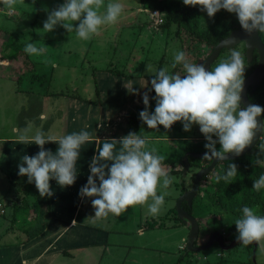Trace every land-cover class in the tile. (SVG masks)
Instances as JSON below:
<instances>
[{
    "label": "rangeland",
    "instance_id": "374dc122",
    "mask_svg": "<svg viewBox=\"0 0 264 264\" xmlns=\"http://www.w3.org/2000/svg\"><path fill=\"white\" fill-rule=\"evenodd\" d=\"M81 1L0 0V46L9 35L23 46L19 58L10 60L15 68L11 64L0 65L1 71H9L0 75V138L19 135L33 137L39 142L47 137H61L60 127L69 129L72 112L65 113L63 108V114H57H62V118H55L50 125L48 107L61 103L62 97L87 99L93 105L102 103L99 111H109L107 119L117 123V127L133 113H139L147 121H167L176 114L178 102L171 97L176 91L171 90V82L176 84L183 78L190 79L195 70L191 63L178 65L179 69L173 70L182 55L181 44L173 33L174 26L165 30L150 27L151 14L148 9L141 8L140 0H89L79 11L70 12V8ZM131 14L137 15L138 21L132 20ZM10 50L0 51V59L8 57ZM244 54L241 44L220 55L213 64L214 71L219 74L210 80L201 97L191 101L187 118L169 130H139L137 147L128 158L122 154L114 159L112 152L106 158V151L101 166L93 168L101 158L96 157L95 150L93 162L67 167L63 182H48L53 194L78 192L77 202L83 204L85 201L84 208L90 203L99 217L102 214L97 207L102 203L101 197L112 207L114 205L111 212L123 223L115 225L114 220L108 233L110 243L116 244L109 243L106 251L104 246L97 251L96 258L101 264L248 262L250 251L245 242L229 250L214 244L198 252L187 251L189 226L177 222L172 209L176 210L182 186L190 188V173L185 177L165 175L168 168L162 166L153 174L151 167V162L159 158H177L184 150L225 153L246 139L244 131H252L253 125L245 124L237 110V95L247 69ZM160 64L162 76L157 93L151 98L153 75ZM96 90L100 91L103 102L98 101ZM42 106L48 112V119L40 122L37 114ZM26 111L31 115L29 124L22 123L26 121ZM82 118L81 115L77 123L82 122ZM11 145L0 142V203L5 211L4 214L0 212V264H12L7 259L15 260L20 245L38 236L40 222L55 214L57 207L56 199L54 206H39L36 192L40 186L35 183L39 176L47 177L45 175L55 169V165L47 162L44 172L41 168H29L18 158L25 143L18 144L15 149ZM246 155L253 161H264V127L260 142ZM51 156L53 159L55 153ZM178 165L181 166L180 162ZM102 173L103 178L100 177ZM74 175L75 181L71 179ZM125 175L133 176V181L123 182V186H135L136 196L115 194V179ZM143 180L146 183L141 195L138 186ZM48 183L45 182L47 187ZM73 193L65 198L68 202L73 201L69 197L74 196ZM201 195L206 204L195 209L197 216L205 218L200 236L223 232L232 241L239 233L236 229L241 227L242 233L258 242L254 262L264 264V224L253 225L249 218L227 212L223 220H216L209 212L216 210L217 213V209L211 205L205 191ZM12 202H17L15 213ZM255 211L257 207H252L251 212ZM34 217L39 220L35 221ZM242 221L245 226H239ZM154 222L159 227L149 228ZM91 223L96 225V221ZM140 230L143 234L138 233ZM82 263L84 260L73 262Z\"/></svg>",
    "mask_w": 264,
    "mask_h": 264
},
{
    "label": "trees",
    "instance_id": "16d2710c",
    "mask_svg": "<svg viewBox=\"0 0 264 264\" xmlns=\"http://www.w3.org/2000/svg\"><path fill=\"white\" fill-rule=\"evenodd\" d=\"M263 1L264 0H140L141 8L148 10H158L163 14L164 21L162 25L159 26L161 29L165 30L171 26H174L173 33L175 38L178 39L181 44L182 55L180 59L176 61V65H174L173 70H178V65L183 66L191 63L194 67L195 73L190 79H178L180 82L176 84L171 82V90H176L174 94L171 93V97L177 100L178 109L176 114L171 116L167 121L156 119L152 121L143 120L139 113H133L127 116L130 133L133 137L137 136L139 130L141 129L169 130L171 128L165 127V125L175 120L183 111L185 98L202 77L203 64L206 57L211 53L219 41L227 37L231 31L248 27L255 12L262 5ZM88 2L89 0H82L76 6L71 7L70 12L79 11ZM259 36L264 43V22L259 28ZM22 47L23 46L21 43H19L17 40H14L12 35H9L7 41L3 42V44L0 46V51L5 53L6 50L11 49V53L7 54L8 57H6V59L9 58L12 61V59L17 60L19 55L23 53ZM226 51L228 50L223 49L220 55L224 54ZM215 61L211 65L209 80L205 88L193 99L201 97L210 80L215 75L219 74L213 69V64ZM257 61V52H254V57L251 63L247 62L246 56L244 54L243 62L246 64L247 69L243 79L255 68ZM15 62L17 63V61ZM162 62L163 59L161 60V64ZM10 64L13 66L15 63L10 62ZM161 64L158 66V70L153 75L154 84L150 96L151 98L156 95L159 87L162 76ZM1 66L3 65L1 64ZM7 71L3 72L0 70V75H4V73L6 74L9 72ZM247 94L248 98L257 108L259 114L264 120V79L256 89L249 87ZM237 110L239 111L245 124L253 125L252 116L242 106L239 99ZM187 115L188 112L181 121L185 120ZM247 131L250 130L245 129L244 133ZM242 143H244V140L241 141L237 147ZM185 151H183L177 158H159L158 160L151 162L152 173L154 174L159 169V167L164 166L168 168V170L165 171V175L182 176V167H179L178 162L181 164V159L185 154ZM189 163L190 169L188 170L187 175L190 173V179L193 182L196 172L200 168L206 167L209 164V160L189 156ZM263 181L264 161H253L247 155L235 158L233 160L219 162L214 167V169L209 172V174L205 175L201 179L200 190L196 194L192 205L189 206L186 202H182L181 204V206L187 212L193 215L198 221L199 236L195 241V245L205 244L211 235L209 234L204 238L200 236V230L202 227L201 224L205 221V218L202 216H197L195 213L197 209L204 207L206 204L204 203V200H202V191H205L207 199L209 198L211 205L218 211L216 213V210H210V217L213 216V218L216 220H223L224 213L227 212L239 218L247 217L253 225L257 223L264 224ZM35 183L40 186L36 192L39 206H49L50 201L45 182L39 176V179ZM145 183V180L140 181L138 186L139 189L142 190ZM187 189L188 187L185 185L182 186L180 194ZM12 205L15 213L18 207L17 202H12ZM252 207H257V211L251 212ZM172 210L175 212L174 218L177 219V222L182 223V221L177 216L175 208ZM4 213L5 211L3 214ZM14 219L15 217L13 220ZM156 226V222L148 225V227L151 229L155 228ZM239 226H245V223L242 221L240 222ZM240 228L241 227L236 229L239 231L236 237L244 236L246 238H250V235L242 233V229ZM220 233L223 234L225 243L228 244L231 241L228 234L223 232ZM246 245L249 247L250 251V258L246 264H256V262H254L252 259V249H254L253 244L246 243Z\"/></svg>",
    "mask_w": 264,
    "mask_h": 264
},
{
    "label": "crops",
    "instance_id": "0c3cea01",
    "mask_svg": "<svg viewBox=\"0 0 264 264\" xmlns=\"http://www.w3.org/2000/svg\"><path fill=\"white\" fill-rule=\"evenodd\" d=\"M130 16L132 20L138 21L137 15L132 16L131 14ZM149 24L150 27L154 29L159 28L152 25V23ZM10 62L9 58L0 59V63L5 67L10 65ZM13 66L15 68V65ZM16 68V73H18L19 68ZM96 92L98 93H96V95L100 94V91L96 90ZM98 101L103 102L101 97ZM89 102L90 100L83 98L67 99L62 97L61 103H53L48 107L50 108V125L55 118H62L63 108L66 109L65 113L72 112L69 115V118L72 119L70 120L72 124H68L69 129H67V126L63 128L61 125L60 127V130H62L61 137H47L38 142L33 137L13 135L7 138H0V142L3 141L13 144L11 145L13 149H15V147L18 148V144L25 143V148L22 149L21 146V150H19L20 157L18 158L26 165H29V168H41L44 172L47 162H52L56 168L50 170V173L45 175L47 177L44 178L43 175V179L47 183L51 181H57V183L58 181L63 182L66 176L65 172L67 171L64 169L67 167H80L82 165L79 164L86 165L89 162H93L95 150V152H97L96 157L100 156L101 158L96 161L93 168L101 166L106 151H108L106 158L110 152H112V158L114 159L122 154L123 157L125 156V158H128L136 149V141L140 137L138 135L135 137L131 135L127 116L124 118L123 125L117 127V123L109 122L107 119V115H110L109 111L103 113L99 111V108L102 107V103L93 105ZM44 107L45 106H42L37 114L40 122L48 119V112L44 110ZM58 113L62 114L58 116ZM25 115L27 117L25 119L26 121H22V123L29 124L31 115L28 111L25 112ZM81 115L84 119L82 118L83 121L77 123ZM115 115L116 113L113 114L116 120L117 117ZM118 117L120 119L123 118L122 115ZM92 142L94 143L93 145ZM52 146H54V148L56 147V149ZM52 153H55L53 159L52 156L50 157ZM55 157L56 160H54ZM118 165L120 166V163H118ZM102 175H104V173L100 175L101 178L105 177ZM71 179L75 181V175ZM115 180L114 192L116 195L124 197L134 196L136 194L137 191H135V186H123V182L127 184H129V182L131 183V181H133V176L125 175ZM47 189L50 201L49 204L54 206V199L57 200L55 214H51L48 220L45 219L43 222H40V232L37 234L38 236L30 238L29 241L20 245L19 255H16L17 257L15 260L7 259V262L12 264H73L74 260H84L82 264H101L99 262L100 260L96 258L97 251L101 248L104 249V247L106 251L108 248L107 246L110 243L108 233L112 229L111 225L115 222L114 220H116L115 225L123 223L122 219L118 222L115 215L112 214L111 210H114V205L112 207L107 199L103 201L104 197H101L102 203L99 202L100 205L97 207L100 208L99 213L102 214L99 217L97 212L93 211L90 203H87L84 208L85 201L83 204L77 202V198L79 197L78 192L74 191L73 193L70 191L66 193L61 191L53 194L49 183ZM142 191L143 190L139 189L138 193L142 195ZM70 193L74 195L69 196L73 201L68 202L65 198L67 195H70ZM101 205H103L102 208L100 207ZM124 208L125 207H122V209ZM34 219L35 221L39 220L37 217H34ZM103 219H105L103 224H100ZM91 221H96V225L91 223ZM143 232V230L138 231V233L142 234ZM120 243L123 245L121 240ZM115 244L114 242L112 246Z\"/></svg>",
    "mask_w": 264,
    "mask_h": 264
},
{
    "label": "water",
    "instance_id": "95a60500",
    "mask_svg": "<svg viewBox=\"0 0 264 264\" xmlns=\"http://www.w3.org/2000/svg\"><path fill=\"white\" fill-rule=\"evenodd\" d=\"M264 22V1L262 5L255 12L250 24L244 29H235L229 33V35L219 41V43L213 48L211 53L206 57L203 64V73L200 81L196 86L190 91V93L185 98L183 104V111L180 115L173 121L167 123L165 127H172L177 122L181 121L189 110V106L193 98L201 93L205 88L210 74V68L212 63L218 59L223 49H232L237 45L243 43L246 60L248 63H251L254 57V52H257L258 61L255 68L243 79L239 88L238 99L242 106L247 110V112L252 116L253 128L251 131L250 137L244 139V143L235 149L225 152V153H215L209 151L203 152H186L182 159V176L185 177L190 168L189 156L196 158L208 159L210 163L203 168H200L195 176L192 183V186L182 192L176 202V213L179 219L189 226V234L186 239V250L190 252H198L205 250L213 246L214 244L219 245L221 249L229 250L237 246L239 243H251L253 244V260L255 257V250L258 246V242L254 238H246L244 236L236 237L228 244L225 243V239L222 233L213 232L207 242L202 245H195V241L199 236V224L197 219L187 212L182 206V202H186L189 206L192 205V202L196 194L200 190L201 179L209 174L214 167L222 161L233 160L235 158L244 156L248 154L260 141L263 134L264 120L259 114L257 108L248 98V88L252 87L256 89L264 79V43L262 42L259 36V28Z\"/></svg>",
    "mask_w": 264,
    "mask_h": 264
},
{
    "label": "built area",
    "instance_id": "2783aa9c",
    "mask_svg": "<svg viewBox=\"0 0 264 264\" xmlns=\"http://www.w3.org/2000/svg\"><path fill=\"white\" fill-rule=\"evenodd\" d=\"M149 13L151 14V18H152V25H154L155 27H159L160 25H162L164 18H163V14L161 12H159L158 10H149ZM239 96V94L237 95V97ZM251 135V131H247L245 133V138L250 137ZM0 212L3 213L4 209L0 203ZM257 234V233H256Z\"/></svg>",
    "mask_w": 264,
    "mask_h": 264
},
{
    "label": "flooded vegetation",
    "instance_id": "af4514ba",
    "mask_svg": "<svg viewBox=\"0 0 264 264\" xmlns=\"http://www.w3.org/2000/svg\"><path fill=\"white\" fill-rule=\"evenodd\" d=\"M241 44L244 46L243 43H241ZM241 44H239V45H241ZM186 152H188V151H185V153H186ZM189 152H190V151H189ZM209 163H210V160H209ZM181 167H182V164H181ZM189 169H190V168H189ZM192 183H193V182H192ZM191 186H192V184H191ZM191 186H190V187H191Z\"/></svg>",
    "mask_w": 264,
    "mask_h": 264
},
{
    "label": "clouds",
    "instance_id": "9594fccd",
    "mask_svg": "<svg viewBox=\"0 0 264 264\" xmlns=\"http://www.w3.org/2000/svg\"><path fill=\"white\" fill-rule=\"evenodd\" d=\"M239 94V93H238Z\"/></svg>",
    "mask_w": 264,
    "mask_h": 264
}]
</instances>
